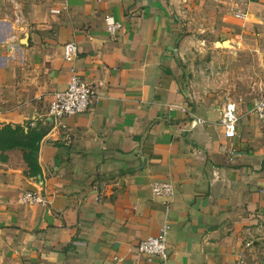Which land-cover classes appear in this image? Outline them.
I'll list each match as a JSON object with an SVG mask.
<instances>
[{
    "label": "crops",
    "instance_id": "1",
    "mask_svg": "<svg viewBox=\"0 0 264 264\" xmlns=\"http://www.w3.org/2000/svg\"><path fill=\"white\" fill-rule=\"evenodd\" d=\"M251 32L264 34V0H0V264H264V122L229 88L237 46L264 52ZM73 70L96 98L55 123ZM28 192L45 205L22 204ZM168 224V260L149 261L138 245Z\"/></svg>",
    "mask_w": 264,
    "mask_h": 264
},
{
    "label": "built area",
    "instance_id": "2",
    "mask_svg": "<svg viewBox=\"0 0 264 264\" xmlns=\"http://www.w3.org/2000/svg\"><path fill=\"white\" fill-rule=\"evenodd\" d=\"M103 3L105 0H96ZM107 31L115 36L121 29L122 24L115 21L111 16H106ZM79 55L76 44H67L64 48V57L67 62H74ZM73 76L70 79L67 90L56 93L50 104L49 116L55 123L62 124L64 121L73 117L88 113L96 98V92L73 70ZM254 111L259 120L264 122V99H257L254 104ZM1 114V109H0ZM193 118V123L204 125L201 119ZM237 106L234 103L226 104L221 110V125L224 128L225 136L228 139L237 137V126L239 123ZM154 194L156 197L172 199L175 196V189L169 183H157L154 185ZM22 204L26 205H45V200L36 192H28L21 199ZM170 209V203H167ZM170 225L164 226L158 237L142 241L138 245V251L141 255L148 258L149 261L159 258L166 262L169 258L170 250L168 246V234ZM249 247L251 245H248Z\"/></svg>",
    "mask_w": 264,
    "mask_h": 264
},
{
    "label": "rangeland",
    "instance_id": "3",
    "mask_svg": "<svg viewBox=\"0 0 264 264\" xmlns=\"http://www.w3.org/2000/svg\"><path fill=\"white\" fill-rule=\"evenodd\" d=\"M261 34L262 33L260 32H251L247 36L252 39L251 37H260ZM262 35L264 36V34ZM218 40L222 44H218L217 48H228L226 46L229 44L226 43L228 42L229 38L218 37ZM237 47L240 50L239 52L244 54V57L239 58H243L241 64L245 71L243 73L241 72L240 79L237 81L238 85L235 84L233 87H231V84L229 85L231 90V98L233 100L237 99L239 101H241V99H247L249 100V102H246L247 104H250L252 101L257 99H264V52L259 50V47L256 45H246L247 48L245 47L244 49H242V46ZM199 54L200 51L197 53L198 59L193 57L192 61L188 62L189 65H194V69H197L198 67L201 68L203 63H205V60L201 59ZM254 56L256 57V60H254ZM227 63L230 64V68H226V71L234 76V80L237 79V69L235 68V62L228 60Z\"/></svg>",
    "mask_w": 264,
    "mask_h": 264
},
{
    "label": "trees",
    "instance_id": "4",
    "mask_svg": "<svg viewBox=\"0 0 264 264\" xmlns=\"http://www.w3.org/2000/svg\"><path fill=\"white\" fill-rule=\"evenodd\" d=\"M40 139H41V136H36V138H34V141L32 144L33 153L30 154L28 157L30 160V163L33 165L34 168H37L38 166L37 158H38V147H39Z\"/></svg>",
    "mask_w": 264,
    "mask_h": 264
}]
</instances>
